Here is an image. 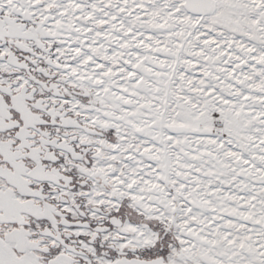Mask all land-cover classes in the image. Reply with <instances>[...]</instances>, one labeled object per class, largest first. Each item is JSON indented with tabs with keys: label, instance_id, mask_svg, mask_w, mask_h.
<instances>
[{
	"label": "snow or ice",
	"instance_id": "1",
	"mask_svg": "<svg viewBox=\"0 0 264 264\" xmlns=\"http://www.w3.org/2000/svg\"><path fill=\"white\" fill-rule=\"evenodd\" d=\"M0 264H264V0H0Z\"/></svg>",
	"mask_w": 264,
	"mask_h": 264
}]
</instances>
